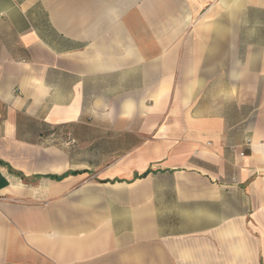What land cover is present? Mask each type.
Wrapping results in <instances>:
<instances>
[{"label": "crops", "instance_id": "crops-1", "mask_svg": "<svg viewBox=\"0 0 264 264\" xmlns=\"http://www.w3.org/2000/svg\"><path fill=\"white\" fill-rule=\"evenodd\" d=\"M0 264H264V0H0Z\"/></svg>", "mask_w": 264, "mask_h": 264}]
</instances>
